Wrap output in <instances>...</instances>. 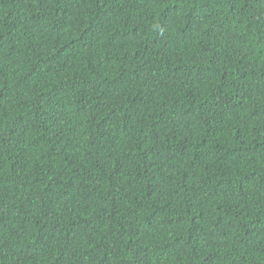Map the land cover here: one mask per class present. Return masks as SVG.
I'll return each instance as SVG.
<instances>
[{
  "label": "trees",
  "instance_id": "obj_1",
  "mask_svg": "<svg viewBox=\"0 0 264 264\" xmlns=\"http://www.w3.org/2000/svg\"><path fill=\"white\" fill-rule=\"evenodd\" d=\"M0 264H264V0H0Z\"/></svg>",
  "mask_w": 264,
  "mask_h": 264
}]
</instances>
